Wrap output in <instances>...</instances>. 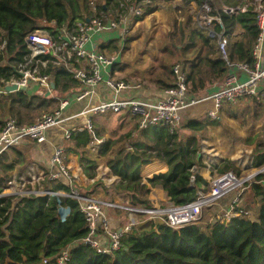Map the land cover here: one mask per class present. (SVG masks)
<instances>
[{"label": "trees", "instance_id": "obj_1", "mask_svg": "<svg viewBox=\"0 0 264 264\" xmlns=\"http://www.w3.org/2000/svg\"><path fill=\"white\" fill-rule=\"evenodd\" d=\"M123 1L0 0V46H4L0 51V87L16 75L15 66L25 62L30 54L26 38L33 30L51 22H56L58 28L73 29L87 19L115 17L123 8ZM134 1H149L144 6L148 14L160 0ZM206 1L213 6L212 0H182L183 20L176 21L169 34L173 44H186L187 49L193 50L192 57L183 58L189 92L195 97L208 94L213 87L222 84L228 74L216 39L209 31L199 28L190 13L193 3L200 8ZM241 2L221 1L217 14L229 37V60L253 63V47L259 31L252 7L237 14L223 10V5L235 7ZM217 30H221L220 25ZM114 49L117 50V46ZM40 59L50 61L47 67L40 65V69L42 74L52 77L55 92L63 95L81 87L64 64H53L52 55ZM170 87L163 83L162 88ZM30 92L27 89L8 98L0 97V132L8 117L17 120L20 126L32 125L42 113L53 112L59 105V98ZM262 112L264 109L255 110L253 116L259 118ZM207 121L190 120L185 128L197 133L206 131L209 125L219 124ZM179 129L153 126L138 135L129 133L118 138L113 135L93 154L88 146L105 136L102 131L96 132L95 127L93 133L85 130L74 134L67 140L66 151L78 155L90 178H95L100 161L104 162L117 178L112 187L119 193H127L133 206H145L152 189L157 187L164 189L170 202L182 206L194 202L199 191H207L208 180L197 172L204 166L202 158L198 159L202 149L200 139L195 135L181 137ZM135 136L137 138H133ZM18 153L12 147L0 157V192L13 176ZM255 153V167L264 166V147ZM155 162L164 163L167 171L145 180L143 172ZM219 171L240 173L230 162L220 165ZM65 183L53 181L47 183L46 188L69 193L71 189ZM251 186L255 197L261 201L256 221L235 218L223 224L209 215L212 222L205 229L196 224L180 230L163 223L146 222L122 239L121 250L105 255L90 246L73 245L88 233L78 200L64 198L59 202L57 197L4 196L0 198V264H58L57 257L66 249L70 250L66 264H264V174L258 175ZM60 206L70 210L64 220Z\"/></svg>", "mask_w": 264, "mask_h": 264}, {"label": "built area", "instance_id": "obj_2", "mask_svg": "<svg viewBox=\"0 0 264 264\" xmlns=\"http://www.w3.org/2000/svg\"><path fill=\"white\" fill-rule=\"evenodd\" d=\"M182 1V0H172ZM149 1L137 3L134 0H124L122 9L117 16H104L89 19L78 23L73 29L67 27L58 28L56 22L44 23L38 29L33 30L26 38L30 54L25 62L15 66L16 75L9 81L3 82L0 87V97L8 96L7 86L16 85L20 91L28 89L32 84L38 85L43 93L50 94L54 91L53 79L48 74H42L40 65L47 67L50 61L41 60L42 56L52 55L55 60L53 64L66 66L68 71L80 83L81 87L74 94V100L84 102L94 97L95 88L105 84L114 94L115 98L103 100L95 105L83 109L74 116L67 115V109L71 103L72 96L60 100L58 107L53 112L44 114L32 125L20 126L17 120L7 118L5 126L0 132V157L12 147L21 145L24 141L30 140L42 144L47 140L48 131L59 127L65 122L76 117H86V123L82 126L67 130L63 137L70 140L77 132L88 130L94 132L93 117L105 116L108 114H126L137 120L139 132L153 126L170 127L176 130L182 123L183 115L192 107L209 103L207 117L212 120H220L224 114L226 105H235L239 100L249 97H264V0H243L235 7L223 5V10L229 14L245 13L251 7L256 16V25L259 35L253 47V63H235L229 60V37L222 25L219 14L207 1L192 11L196 25L209 31L211 37L216 39L217 49L221 58L226 62L228 74L222 85L214 92L202 97H195L190 94L188 87L187 72L183 63H176L172 67L174 83L170 88L164 90L163 96L152 100L145 97L131 96L130 93L141 86L117 80L112 77L104 78L103 70L114 66L120 53L106 54L97 48H88L94 34L103 31H124L143 19L146 15L145 4ZM220 25L221 30H217ZM57 34V36L55 35ZM4 46H0V51ZM22 74V75H21ZM19 91V92H20ZM16 93V92H15ZM104 140H96L88 148L95 150L100 148ZM68 153L64 146L55 148L52 159V171L44 178L38 173L31 172L28 178L12 176L6 182V188L0 192V198L8 195L20 197L46 196L57 197L59 202L64 198L78 200L81 212L86 219L87 236L73 245L80 244L90 246L98 254H113L122 249V239L135 230L139 223L136 217H142L147 222L163 223L173 230H180L188 225L199 223L205 209L218 206V202L229 194L238 190L245 182L237 173L230 171L221 173L220 164L217 162L204 165L208 169L207 191H199L194 202L186 205H175L168 199L158 202L151 196L147 199L145 206H133L130 201L101 200L94 196H86L78 191L79 182L67 162ZM255 170L256 175L264 173V166L255 167L251 161L248 168ZM195 171V169H194ZM46 174V173H44ZM144 179L151 178L142 174ZM53 181L66 182L71 191H53L46 188L45 182ZM92 182L95 180L92 179ZM117 181V178H116ZM194 181V176H193ZM115 183V181H114ZM113 183V184H114ZM28 186L32 188L28 189ZM240 197V196H239ZM239 197L229 203L219 215L210 214L220 223L229 224L235 218L256 219L239 206ZM160 203H167L160 204ZM108 210H122L129 214L130 220L124 226L116 229L113 227ZM60 214L64 220L69 214L68 208L60 206ZM69 249L64 250L57 257L58 264H66L69 259ZM47 260H45V263Z\"/></svg>", "mask_w": 264, "mask_h": 264}, {"label": "crops", "instance_id": "obj_3", "mask_svg": "<svg viewBox=\"0 0 264 264\" xmlns=\"http://www.w3.org/2000/svg\"><path fill=\"white\" fill-rule=\"evenodd\" d=\"M195 5L196 4L194 3L191 5V14L196 8ZM183 6L184 5L182 1L175 2L171 0H160L156 3L154 8H151L150 12L143 19L132 25L126 32L103 31L94 34L91 42L88 45V48H97L101 52H104L108 55L120 53L116 64L103 70V73H105L104 78L107 79L112 77L117 80H123L128 83L141 86L139 89L131 92V96H142L152 100L162 97L165 90V88H162L163 83L165 82L170 85L174 83L172 67L176 63L184 64L183 57H192L193 55V50L190 48L187 49V46H185L186 44H183L182 46H176L169 39V34L172 32L175 22L177 21L179 23L183 20V17L181 16ZM141 25H144L142 27H145V29L153 27L155 30H157V37L152 41L149 52L144 51V47L151 38H146L144 35V30H137L140 29ZM116 46L117 50L114 49ZM166 68L168 69L166 70ZM221 85L222 84L213 87L208 93L216 91ZM95 89L94 97L84 102H77L74 100V94H76L79 89L67 94H63L61 97L57 98L61 100L66 97L71 98L72 96L71 103L67 109L68 116H74L83 109L89 107L90 105H95L100 101L111 100L115 98V94L108 87H106L105 84H101ZM30 91L34 92L35 94H44L43 90L36 84H32L28 88V92ZM54 93L58 94L57 92L53 91L47 95L55 98ZM203 104H207L208 107H210L209 103ZM108 116L111 115L108 114L105 116L93 117L95 122L94 128L96 127L98 131L105 133L106 127H111V125L108 126V124L103 122V118ZM116 116L118 117L117 119L125 118L130 124H133L134 127L138 125L137 120L130 118L126 114ZM126 117H129L130 119ZM85 123L86 117L81 116L72 118L63 125L50 129L47 134V140L44 143L37 144L34 141L26 140L21 145L15 147L16 151L19 152V156L17 163H15V169L12 175L15 174V176H17L18 174L19 178H28L29 174L34 172L38 173L41 178H44L52 171L50 162L55 148L58 146H64V143L67 142V140H65L63 137L64 133L69 129L75 128L76 126H82ZM102 123H104L105 126H103ZM133 128L131 126L132 130ZM130 130H128V132ZM111 134V132L106 133L102 140L105 141L110 139ZM133 134L138 135L139 131L135 130ZM208 143V145L206 141L201 143L203 165L209 162H217L220 165L225 162H230L241 172V170H249L248 168L251 164V161L254 164V158L256 157L254 156L255 152L253 154V149L245 148L243 142L239 141L238 144H236V148L230 143L225 146L218 145L217 139H213V141ZM232 147L235 149L232 150ZM78 158L79 157L77 154L68 153V164L71 167L72 172L76 175L79 186L85 187V189L81 190L87 191V189L92 185H103L107 189L109 198H111L110 200L130 201V197L127 193H119L112 187L114 181L116 182V177L106 164L103 166L99 165L95 178H90L85 174ZM166 171L167 166L164 163L155 162L146 167L143 174H146V176H152L158 173H164ZM197 172H200L206 179L209 175L208 169H205L204 166L201 169H198ZM0 173L2 174L1 171ZM92 179L95 181L92 182ZM47 183L48 182H45L44 185L46 186ZM28 187V189L32 188V186ZM88 192L91 193L90 195L94 196L93 189L90 188ZM151 198L158 202L163 200L166 202L168 200L167 193L161 187L152 189ZM69 213L70 211L67 212V214ZM117 221L118 220L116 219L114 220L116 224ZM114 222H112V224Z\"/></svg>", "mask_w": 264, "mask_h": 264}, {"label": "rangeland", "instance_id": "obj_4", "mask_svg": "<svg viewBox=\"0 0 264 264\" xmlns=\"http://www.w3.org/2000/svg\"><path fill=\"white\" fill-rule=\"evenodd\" d=\"M221 1H226V0H212L213 7L216 13L219 12ZM242 3H243V0H242ZM42 26H44V24ZM142 26L144 25H141L140 29H137V30L138 31L144 30L145 31L144 35L146 36V38H149V37L151 38L148 41L147 45L144 47L145 48L144 51L149 52L151 49L152 41L154 40V38L157 37V34H156L157 30H155L153 27L145 29V27H142ZM10 95L11 94H9L8 96H2L1 98H8ZM54 97L55 98L61 97V95L54 93ZM228 105L225 106L226 108L224 107V114L222 118L220 120L214 121V122H218L219 123L218 125H214V126L209 125L206 131L197 132V133H193L191 130H188L185 128L186 123L188 121L192 119L203 121V122L207 120L210 122H213V121L207 117V114H206L207 109H208L207 104H198L192 107L189 111H187L183 115L182 123L177 128V129L180 128L178 131L181 137L185 138L191 135H195L200 139L201 143L206 141L207 145L209 144L208 142L213 141V139H217L218 145L225 146V145H228V143H230L231 145H234L235 148L237 146L236 144H238V142L240 141V142H243V144L245 145V148L253 149V154L257 149L263 148L264 147V115H263L264 112L260 114L259 118L254 117L253 113L255 110L260 112L261 110L264 109V97L259 96L257 98L255 97L244 98L242 100H239L235 105H231V104H230L231 106H228ZM50 112L51 111L45 112V113H42L41 115L43 116L44 114H47ZM110 115L111 116L103 118V122L105 124H108V126L111 125V127H109L110 129L106 127V132L104 131L105 132L104 134L111 132L113 135H115L116 138H118L122 135L133 133L136 130V126L134 127V125L130 124L125 118L117 119L118 117L116 116V114H110ZM129 117H126V118L128 119L132 118V117L130 118ZM104 123H102L103 126H105ZM131 126L132 128L134 127L133 130L131 129ZM128 130L130 131L128 132ZM97 131L98 129L96 128V132ZM112 134L110 138L113 136ZM133 138H137V137L135 136ZM68 146H69V143L67 141L64 143V147L67 149ZM235 148L232 147V150H234ZM99 149L100 148H96L95 150H91V149L90 150L93 152V154H97ZM256 155L257 154L255 153L254 156ZM67 162L69 161L67 160ZM99 164L101 166L105 165V163L101 161ZM257 171H258L257 169L255 170L251 169L248 171L241 170L240 173L233 171L247 182H245L238 190L229 194L227 197L219 201L218 206H215L214 208L205 209L197 225L205 229L206 226L212 222L211 221L212 217L209 216L210 214H212V216L213 214L220 216V214L222 213H217V212H221L226 206H228L229 203H232V201H234L239 196H240L239 197L240 208H243L245 211H249L250 215L252 214V217L256 219V216L259 213L258 209L260 208L261 201L259 198L255 197L251 184L256 181V177L259 175V174L256 175ZM144 175L146 176V174ZM77 188L80 193H83L86 196H92L90 195L91 193L88 192L91 188L94 190V197H97L98 199L106 200V201H109L111 199L109 198L107 189L103 185H98V184L92 185L91 187L87 189V191L81 190V189H85L84 186H79V187L77 186ZM160 204L167 205V203H160ZM108 215L111 218V222H114L115 219L119 221V222L117 221V224L115 222L112 224L114 225L113 227L116 226L115 227L116 229L124 226V224L129 222L130 220L129 214L122 210H108ZM136 218L138 220L137 222L138 223L140 222L137 228H139L140 226H142L144 223L147 222L142 217H136Z\"/></svg>", "mask_w": 264, "mask_h": 264}, {"label": "water", "instance_id": "obj_5", "mask_svg": "<svg viewBox=\"0 0 264 264\" xmlns=\"http://www.w3.org/2000/svg\"><path fill=\"white\" fill-rule=\"evenodd\" d=\"M87 21H89V19H87ZM52 87L55 88V84L54 83L52 84ZM5 89L9 93H15V92H19L20 91L19 88L16 85H14V86H7ZM21 90L22 91H26L27 89L22 88ZM201 158H202V153H199L198 154V159H201Z\"/></svg>", "mask_w": 264, "mask_h": 264}, {"label": "bare ground", "instance_id": "obj_6", "mask_svg": "<svg viewBox=\"0 0 264 264\" xmlns=\"http://www.w3.org/2000/svg\"><path fill=\"white\" fill-rule=\"evenodd\" d=\"M148 172H149V170H148ZM160 174V173H159Z\"/></svg>", "mask_w": 264, "mask_h": 264}]
</instances>
